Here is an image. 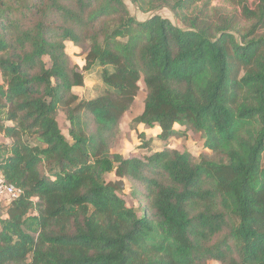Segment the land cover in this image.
I'll return each mask as SVG.
<instances>
[{"label":"trees","instance_id":"16d2710c","mask_svg":"<svg viewBox=\"0 0 264 264\" xmlns=\"http://www.w3.org/2000/svg\"><path fill=\"white\" fill-rule=\"evenodd\" d=\"M130 2L152 16L125 0H0V175L22 190L0 202V264H264V0ZM98 69L105 90L80 98ZM140 83L135 123L160 141L192 129L213 158L112 153Z\"/></svg>","mask_w":264,"mask_h":264},{"label":"rangeland","instance_id":"374dc122","mask_svg":"<svg viewBox=\"0 0 264 264\" xmlns=\"http://www.w3.org/2000/svg\"><path fill=\"white\" fill-rule=\"evenodd\" d=\"M125 2L127 3L132 15L135 16L137 20L143 22L152 16V13H141L130 2V0H125ZM217 5H222L228 8L230 6V4L227 6L225 3H222V0H213V6ZM159 14L170 19L174 24L179 25V22L168 9L162 10ZM67 53L69 55L71 65L79 70H82V68L85 66L86 57L82 48H79L72 43H67ZM2 82L3 81L0 74V84H2ZM104 90L105 86L100 76V70L98 69L87 74L84 87L75 88L74 93L80 98L92 100L100 96ZM145 97V87L143 83H140V92L134 105L120 122V136L118 141L113 142L112 153L121 154L127 159L139 158L143 160L147 159L155 152L161 151L165 147H168L180 152H189L197 158L201 155H206L209 158L214 157L212 151L205 149L200 134L193 131L192 129L176 126V130H187L185 137H172L167 141H160L158 136L161 134V129L159 127L149 128L145 125L136 124L135 119L139 117L144 111ZM59 122L64 135L67 137L70 125L63 112H61L59 115ZM146 142H148L147 148L143 145ZM109 179L116 183H124L125 188L122 190L121 196L127 201L130 207L137 209L138 214H141V211L139 210V203L132 197L131 183L127 180L118 179L114 175H110ZM209 264L219 263L210 262Z\"/></svg>","mask_w":264,"mask_h":264},{"label":"built area","instance_id":"2783aa9c","mask_svg":"<svg viewBox=\"0 0 264 264\" xmlns=\"http://www.w3.org/2000/svg\"><path fill=\"white\" fill-rule=\"evenodd\" d=\"M22 194V190L16 188L13 185H9L5 182L0 175V202L3 201L6 204L18 199Z\"/></svg>","mask_w":264,"mask_h":264},{"label":"water","instance_id":"95a60500","mask_svg":"<svg viewBox=\"0 0 264 264\" xmlns=\"http://www.w3.org/2000/svg\"><path fill=\"white\" fill-rule=\"evenodd\" d=\"M116 185L119 186V188H120L121 190H123V189L125 188V185H124L123 182H117Z\"/></svg>","mask_w":264,"mask_h":264}]
</instances>
